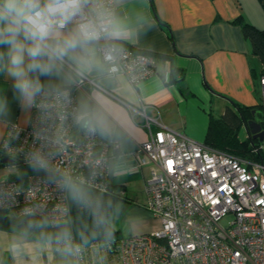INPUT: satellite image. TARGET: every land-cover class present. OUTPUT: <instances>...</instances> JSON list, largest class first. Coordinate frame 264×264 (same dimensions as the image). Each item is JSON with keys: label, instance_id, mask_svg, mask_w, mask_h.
Masks as SVG:
<instances>
[{"label": "built area", "instance_id": "1", "mask_svg": "<svg viewBox=\"0 0 264 264\" xmlns=\"http://www.w3.org/2000/svg\"><path fill=\"white\" fill-rule=\"evenodd\" d=\"M115 3L88 0L84 14L97 25L99 35L92 41L107 71L125 75L137 87L155 74V61L112 41ZM76 73L71 87L41 89L27 126L11 123L6 129L0 154L12 159L14 173L0 179V209L13 218L41 219L56 227L68 221L71 184L108 191L107 144L78 113L74 96L76 87L95 83ZM258 79L264 111V67ZM135 111L143 114L147 127L156 121L146 116L144 106ZM256 140L251 153L259 158L245 159L165 127L150 132L133 154L136 167L149 168L146 208L159 227L111 240L78 241L69 226L55 237V250L73 251L77 264H264V131ZM18 163L37 171L20 176Z\"/></svg>", "mask_w": 264, "mask_h": 264}, {"label": "crops", "instance_id": "2", "mask_svg": "<svg viewBox=\"0 0 264 264\" xmlns=\"http://www.w3.org/2000/svg\"><path fill=\"white\" fill-rule=\"evenodd\" d=\"M237 18L264 29L260 0H116L112 41L147 52L154 58L155 74L134 87L125 75L107 71L96 43L89 41L58 63L51 76L39 77L42 89L73 86L76 70L94 81L76 87L74 96L78 113L107 144L109 186L124 193L106 220L120 236L159 227L146 208L149 168L136 167L133 154L150 132L165 127L203 142L214 101L221 105L218 115L231 101L258 107L262 64ZM6 51L0 46V52ZM32 103L0 68V144L9 124H29ZM143 106L146 116L156 120L149 127L135 111ZM243 131L241 141L248 135L245 127ZM9 165L0 166V179L13 176ZM54 240L0 228V264H77L73 251L55 250Z\"/></svg>", "mask_w": 264, "mask_h": 264}, {"label": "clouds", "instance_id": "3", "mask_svg": "<svg viewBox=\"0 0 264 264\" xmlns=\"http://www.w3.org/2000/svg\"><path fill=\"white\" fill-rule=\"evenodd\" d=\"M88 0H0V68L15 80L29 104L40 93L39 77L51 76L73 50L97 39L96 23L85 16ZM79 17L75 27H66Z\"/></svg>", "mask_w": 264, "mask_h": 264}, {"label": "trees", "instance_id": "4", "mask_svg": "<svg viewBox=\"0 0 264 264\" xmlns=\"http://www.w3.org/2000/svg\"><path fill=\"white\" fill-rule=\"evenodd\" d=\"M260 2L264 9V0H260ZM236 21L243 35L249 40L252 52L258 57L262 67H264V29H258L241 18H237ZM125 47L131 49L128 46ZM133 51L137 52L136 50ZM138 52L147 53L144 51ZM250 118V107L231 101L217 118L210 114L203 143L208 147L222 150L235 156L243 157L247 154L249 159L259 158L260 155L251 153V148L257 142L256 139H253L250 134L243 141L238 138V129L240 126H244ZM1 165L4 164L0 161ZM17 166L20 176L37 171L32 166H24L20 163ZM68 192L70 202L68 221L56 227H50L41 219H16L0 209V228L8 231L23 230L37 238H45L61 235L70 226L78 241L111 240L119 236V232L113 230L106 220L112 211L115 201L118 198H124V193L121 190H116L114 187L109 186L107 192H100L84 185L71 184ZM33 224H36V226L30 231L29 227Z\"/></svg>", "mask_w": 264, "mask_h": 264}, {"label": "water", "instance_id": "5", "mask_svg": "<svg viewBox=\"0 0 264 264\" xmlns=\"http://www.w3.org/2000/svg\"><path fill=\"white\" fill-rule=\"evenodd\" d=\"M259 109L253 108L251 109V118L245 123L244 127L247 130L248 134L251 135L253 139L262 140L263 139V131L261 130V119L258 117ZM0 161L3 164H12L13 161L9 157H1ZM36 224H33L29 227V230H33ZM120 237V235L118 236Z\"/></svg>", "mask_w": 264, "mask_h": 264}, {"label": "rangeland", "instance_id": "6", "mask_svg": "<svg viewBox=\"0 0 264 264\" xmlns=\"http://www.w3.org/2000/svg\"><path fill=\"white\" fill-rule=\"evenodd\" d=\"M256 92H257V94H258V96H259V88L257 87V89H256ZM260 103H261V97L259 98V102H258V107H257V109H261V107H260ZM221 105H219V103H216V101H214L213 103H212V105H211V115L214 117V118H217V116H218V113L220 112V107ZM220 115V114H219ZM243 125L242 126H240V128L238 129V134H241L242 136L244 135V131H243ZM245 159H249V157H248V155L246 154V155H244L243 156ZM242 157V158H243ZM9 166H11V165H9ZM4 168V167H3ZM227 221H228V218L227 217H225V218H223V219H221V221H220V223H221V225H223V226H225L226 224H227Z\"/></svg>", "mask_w": 264, "mask_h": 264}, {"label": "flooded vegetation", "instance_id": "7", "mask_svg": "<svg viewBox=\"0 0 264 264\" xmlns=\"http://www.w3.org/2000/svg\"><path fill=\"white\" fill-rule=\"evenodd\" d=\"M258 117L261 119V130L264 131V111L262 109H259Z\"/></svg>", "mask_w": 264, "mask_h": 264}, {"label": "snow or ice", "instance_id": "8", "mask_svg": "<svg viewBox=\"0 0 264 264\" xmlns=\"http://www.w3.org/2000/svg\"><path fill=\"white\" fill-rule=\"evenodd\" d=\"M168 166H169L170 171L173 170V162L172 161L168 162ZM213 175H215V173H213ZM193 183H194V181H193Z\"/></svg>", "mask_w": 264, "mask_h": 264}]
</instances>
